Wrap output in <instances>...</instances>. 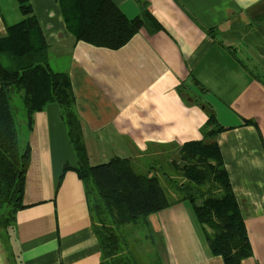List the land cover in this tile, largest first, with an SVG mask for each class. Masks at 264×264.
<instances>
[{
	"label": "crops",
	"instance_id": "1",
	"mask_svg": "<svg viewBox=\"0 0 264 264\" xmlns=\"http://www.w3.org/2000/svg\"><path fill=\"white\" fill-rule=\"evenodd\" d=\"M59 1L30 0L51 66L70 76L90 164L129 158L146 173L161 163V180L173 178L174 150L202 139L214 115L253 248L242 264H264V0H141L162 29L149 22L119 49L77 41ZM112 1L128 18L142 11ZM23 19L17 0H0V38ZM27 140L25 207L11 241L0 236V264H100L83 182L64 172L77 160L58 104L33 114ZM178 196L145 220L161 263L225 264Z\"/></svg>",
	"mask_w": 264,
	"mask_h": 264
},
{
	"label": "trees",
	"instance_id": "2",
	"mask_svg": "<svg viewBox=\"0 0 264 264\" xmlns=\"http://www.w3.org/2000/svg\"><path fill=\"white\" fill-rule=\"evenodd\" d=\"M17 2L24 19L9 26L8 36L0 38V236L11 241L17 213L25 207L23 194L30 162L27 134L32 129V116L55 103L61 108L77 160L75 168L66 164L64 172L74 169L83 182L100 244V264H138L129 248L127 227L146 226L148 215L173 204L158 167L137 173L131 159L120 157L90 164L70 76L51 66L49 45L30 0ZM137 2L141 13L128 18L112 0L59 1L65 26L77 41L109 49L124 47L149 22L162 29L147 5ZM206 31L217 41L215 28ZM16 98L22 101L25 113L23 140L14 113ZM207 128L202 139L184 142L178 148L180 158L170 162L172 170L188 182L178 183L162 174L172 182L179 201L194 213L209 252L222 256L225 264H242L252 256L253 248L217 142V135L225 128L214 115L207 120ZM152 244L156 257L151 264H162Z\"/></svg>",
	"mask_w": 264,
	"mask_h": 264
},
{
	"label": "rangeland",
	"instance_id": "3",
	"mask_svg": "<svg viewBox=\"0 0 264 264\" xmlns=\"http://www.w3.org/2000/svg\"><path fill=\"white\" fill-rule=\"evenodd\" d=\"M13 106H14V113L16 116L18 130L20 132L19 136L23 140V132L25 131V125H22L24 122V118H25V113L23 110V103L20 99L16 98L13 101ZM179 158H180L179 149H176V150H174V158H171V160L172 159L178 160ZM171 160H170V162H171ZM149 162H150V160H149ZM151 164H153V167L158 166L161 169H162V167H164V165L161 163H159L158 165H156L154 163H151ZM169 167H171V166L169 165ZM136 169L138 172H142V170L144 168L137 166ZM171 175L173 176L172 179L176 180L178 183H187L188 182V180L178 172L177 173L173 172V174L171 173ZM162 184L166 188V190H167L169 196H171V198H173V196H175V195L178 196V194H176L177 192L175 191L172 182L170 183L165 177H163V179H162ZM126 233L128 236L129 248L131 250V253L135 256L138 264H151V262H154L155 257H156V253L154 251V247H153L151 238L148 236L150 234V232L147 229V227L142 225V224H138V226L132 224V225H129L127 227Z\"/></svg>",
	"mask_w": 264,
	"mask_h": 264
}]
</instances>
